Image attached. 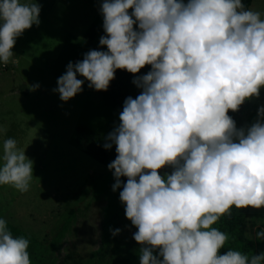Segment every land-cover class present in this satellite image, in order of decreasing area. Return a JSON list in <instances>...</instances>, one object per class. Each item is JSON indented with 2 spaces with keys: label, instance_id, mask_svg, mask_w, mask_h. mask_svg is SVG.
Here are the masks:
<instances>
[{
  "label": "clouds",
  "instance_id": "clouds-1",
  "mask_svg": "<svg viewBox=\"0 0 264 264\" xmlns=\"http://www.w3.org/2000/svg\"><path fill=\"white\" fill-rule=\"evenodd\" d=\"M41 7L0 0V63L14 57L16 38L40 24ZM100 12L106 35L99 44L107 51L69 62L53 91L67 102L83 90L77 74L107 91L117 69L135 74L151 65L134 79L142 91L125 99L121 123L103 145H116L108 165L113 191L127 177L119 195L138 229L140 264H264V252L219 254L228 236L212 227L233 206L264 208V106L247 128L237 129L228 115L264 87L261 13L242 0H103ZM0 159V186L27 192L33 161L25 151L9 138ZM166 165L174 171L162 177ZM28 248L0 218V264H31Z\"/></svg>",
  "mask_w": 264,
  "mask_h": 264
},
{
  "label": "rangeland",
  "instance_id": "rangeland-1",
  "mask_svg": "<svg viewBox=\"0 0 264 264\" xmlns=\"http://www.w3.org/2000/svg\"><path fill=\"white\" fill-rule=\"evenodd\" d=\"M36 2L42 6L40 24L16 38L14 57L7 65L0 63V158L4 141L14 139L17 149L33 161V178L27 192L0 186V218L14 237L28 239L29 245L44 243L54 254V264H101L97 253L105 235L122 222V255L134 259L141 247L133 239L138 229L125 209L113 202L110 170L82 151L91 133L107 136L119 126L120 112L79 74L83 90L69 101L53 91L69 62L107 48L99 44L106 35L100 12L103 0ZM250 10L264 19V0H254ZM149 71L151 65H146L137 74ZM37 84L40 87L33 90ZM261 106L264 87L259 97L245 100L234 120L237 129L252 116L256 122ZM173 171L174 166L169 175ZM258 229L264 231V208L250 207L245 238L257 242ZM29 256L31 264H40Z\"/></svg>",
  "mask_w": 264,
  "mask_h": 264
},
{
  "label": "trees",
  "instance_id": "trees-1",
  "mask_svg": "<svg viewBox=\"0 0 264 264\" xmlns=\"http://www.w3.org/2000/svg\"><path fill=\"white\" fill-rule=\"evenodd\" d=\"M254 0H242L246 9L252 7ZM89 40V39H88ZM90 41V40H89ZM107 51V48L104 50ZM140 77L139 74L129 73L124 69H117L115 72V78L110 82L107 91H103V99L105 103L112 105L118 112H122L124 101L127 97L131 96L136 98L142 91L134 83V79ZM245 103V102H244ZM244 103L235 112L229 110L228 115L236 120L240 117ZM254 117L252 116L244 128H247L254 124ZM104 135L91 133L87 138L85 144L82 146V151L94 158L98 163L103 166L108 167V165L114 161L117 157L116 145L113 144L111 149H105L103 147L105 141ZM171 165H166L164 168L160 169L159 172L162 177L165 174H169L171 170ZM110 176L115 183V178L113 172L110 171ZM122 181L121 188L113 191V202L121 205L122 208H126L120 200V191L123 189V183H126L127 177H121ZM250 207L237 209L234 206L230 210V214H226L220 218V220L215 223L212 227L219 229L220 231L227 234L228 239L225 242L224 248L220 249L219 254H224L228 250H237L243 254L248 255L249 259L253 255H259L264 252V239H258L257 242L253 240H248L245 238V225L249 216ZM122 222L114 224L113 229L119 228L121 231L119 234L113 236L110 232L105 235V244L101 250L97 253L101 264H140L141 247L139 249L138 255L134 259H128L127 256L122 255L123 251L121 248V234ZM263 231L258 229L257 233ZM29 254L33 259L40 264H54L53 257L54 254L47 250V246L44 243L34 242L29 245Z\"/></svg>",
  "mask_w": 264,
  "mask_h": 264
}]
</instances>
